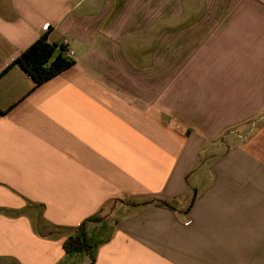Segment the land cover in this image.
I'll use <instances>...</instances> for the list:
<instances>
[{"label": "crops", "instance_id": "crops-1", "mask_svg": "<svg viewBox=\"0 0 264 264\" xmlns=\"http://www.w3.org/2000/svg\"><path fill=\"white\" fill-rule=\"evenodd\" d=\"M44 32L74 64L37 84ZM0 249L264 264V0H0Z\"/></svg>", "mask_w": 264, "mask_h": 264}, {"label": "trees", "instance_id": "trees-1", "mask_svg": "<svg viewBox=\"0 0 264 264\" xmlns=\"http://www.w3.org/2000/svg\"><path fill=\"white\" fill-rule=\"evenodd\" d=\"M67 50L65 43H51L48 32H44L14 62L21 65L37 84H42L74 64L73 58L67 55ZM63 246L67 253L91 254L93 248L84 231L69 235Z\"/></svg>", "mask_w": 264, "mask_h": 264}, {"label": "rangeland", "instance_id": "rangeland-1", "mask_svg": "<svg viewBox=\"0 0 264 264\" xmlns=\"http://www.w3.org/2000/svg\"><path fill=\"white\" fill-rule=\"evenodd\" d=\"M260 126V123L258 122V124ZM249 135V137H252L254 134H247ZM73 258L74 255H73ZM17 259L19 260V257L16 256L15 252L10 251L9 249H0V264H21V262L19 263V261H17ZM72 260V259H71ZM57 264H75V262L70 261V259L66 260L65 262H59Z\"/></svg>", "mask_w": 264, "mask_h": 264}, {"label": "built area", "instance_id": "built-area-1", "mask_svg": "<svg viewBox=\"0 0 264 264\" xmlns=\"http://www.w3.org/2000/svg\"><path fill=\"white\" fill-rule=\"evenodd\" d=\"M65 44H66V42H65ZM67 55L69 56V57H72L73 56V51L71 50V49H69L68 48V50H67ZM30 76V75H29Z\"/></svg>", "mask_w": 264, "mask_h": 264}]
</instances>
